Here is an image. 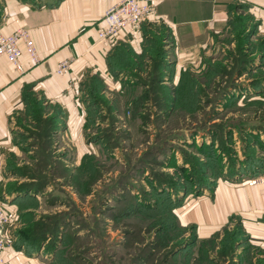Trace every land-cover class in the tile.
<instances>
[{"label":"rangeland","instance_id":"374dc122","mask_svg":"<svg viewBox=\"0 0 264 264\" xmlns=\"http://www.w3.org/2000/svg\"><path fill=\"white\" fill-rule=\"evenodd\" d=\"M254 31L255 27L242 24L207 65L188 68V75L175 83L170 79L174 66L167 56L170 46L167 40L158 39L160 77L153 79L150 69L140 67L142 72L133 79L147 85L146 89L136 86L114 96L118 120L109 116L108 136L102 143L85 137L96 151L84 154L78 169L70 166L72 154L54 151L55 139L42 152L30 146L36 142L40 148V135L55 124L53 106H42V112L33 113L40 119L35 125L28 122V115L17 117L14 125L21 130L14 142L19 152L6 158L10 177L3 189L4 194L42 196L43 209L27 214L25 226L29 235L49 234V255L42 264L264 261V250L244 243L237 221L219 237L195 247L194 231L190 224H181L178 208L190 209V178L196 184L213 186L218 180H228V169L249 168L251 156L264 161V37H253ZM257 82L261 87L253 89ZM106 101L101 100L105 107ZM101 116L100 121L105 115ZM246 131L259 139L245 138ZM100 133L102 128L96 126L93 136ZM63 165L70 168L64 170ZM222 167L226 174L223 171L216 179ZM259 174L254 177H263L264 168ZM254 177L232 182L252 184ZM41 182L46 185L37 188ZM259 184L264 182L254 185ZM9 213L6 231L12 221ZM237 237L241 242L234 245Z\"/></svg>","mask_w":264,"mask_h":264},{"label":"crops","instance_id":"0c3cea01","mask_svg":"<svg viewBox=\"0 0 264 264\" xmlns=\"http://www.w3.org/2000/svg\"><path fill=\"white\" fill-rule=\"evenodd\" d=\"M118 1L0 0L1 31L9 34L25 28L40 58L39 63H34L22 41L19 46L23 74L0 57V198L4 209L12 213L1 264H42L49 255V234L40 231L29 235L25 227L27 214L43 209L42 196L32 192L4 194L3 189L10 177L6 158L19 152L14 136L21 128L14 124L18 116L26 115L33 99L41 106L54 107L56 125L44 138L55 139L54 151L72 154L70 166L78 169L84 154L95 150L90 149L85 137L97 140L93 135L95 127L100 126L101 140L102 135L108 136L109 116L118 120L114 96L136 86L146 89L147 85L133 79L137 75L129 73L140 74V67L157 72L153 57L146 51L155 38L162 36V41L167 40L170 46L167 56L172 57L174 64L170 79L175 83L183 70L207 65L217 49L232 41L242 24L255 27L253 37H264V0H150L156 12L149 21L99 41L96 27L102 24L105 11ZM62 59L70 60V64L66 72L59 74L57 64ZM101 100H107L108 106H103ZM100 115H105L101 116L104 123L98 119ZM28 122L35 125L36 120L30 118ZM37 144L30 146L38 150ZM189 202V210L178 207L179 218L182 225L190 224L193 229L195 247L219 237L225 227L237 221L244 243L264 250V184L222 179L209 192L190 194Z\"/></svg>","mask_w":264,"mask_h":264},{"label":"built area","instance_id":"2783aa9c","mask_svg":"<svg viewBox=\"0 0 264 264\" xmlns=\"http://www.w3.org/2000/svg\"><path fill=\"white\" fill-rule=\"evenodd\" d=\"M155 5L150 0H120L109 7L101 18L102 24L96 27L99 41L112 38L118 31L125 28H134L150 20L155 15ZM22 41L25 51L34 63H39L40 58L28 31L19 27L15 31L5 34L0 29V57H5L16 72L23 74L24 65L21 61L22 50L19 46ZM70 60L62 59L57 64V73L62 74L69 68ZM252 184L263 183L264 176L251 179ZM10 213L4 209L0 198V264L2 263V251L8 243L6 225L9 222Z\"/></svg>","mask_w":264,"mask_h":264},{"label":"trees","instance_id":"16d2710c","mask_svg":"<svg viewBox=\"0 0 264 264\" xmlns=\"http://www.w3.org/2000/svg\"><path fill=\"white\" fill-rule=\"evenodd\" d=\"M158 39H162V36H158L157 38H155L153 41H152V44H153V46H150L149 48H147V52H148V54H149V56H152L153 57V59H154V61H155V64L157 65V72L156 71H151L150 73H151V76H153V79H158L159 77H160V73H159V68H161V50L160 49H157V41H158ZM153 61V62H154ZM187 70H183L182 72L183 73H181V76H180V79H179V81L178 82H180V80H181V78H182V76H185V75H188V73L186 72ZM129 74H133V75H136L137 73H133V72H131V73H129ZM137 75H139V74H137ZM190 76V78L191 79H193L192 77V75L190 74L189 75ZM254 84V88L253 89H258V88H260L261 87V82H257V83H253ZM233 86H236V85H233ZM155 89V88H154ZM231 94V93H230ZM141 99H144L142 96L140 97V100ZM31 102H33L32 104H31V106H29V110L27 111V113H26V115H28V118L29 117H31L32 119H35L36 120V123L37 122H39L40 121V119L38 118V117H34L35 115L33 114V113H36V112H39V111H43V107L39 104V101H37V100H34L33 99V101H31ZM35 123V124H36ZM56 125V124H55ZM55 125H53L52 127H50V124L48 125V130L46 131H44L43 132V134L42 135H40L41 136V139H42V143L40 142V148H39V145H38V151H40V152H42L44 149H48L47 147H48V143L50 144V141L49 140H47L46 138V142L44 141V136H45V134H47L48 132H50V131H52L54 128H55ZM256 127V126H255ZM261 127V126H260ZM262 128V127H261ZM45 129H47V126H46V128ZM45 133V134H44ZM252 132L251 131H246V133H245V138H251L252 136H256L258 139H259V137L257 136V135H255V134H251ZM99 136H101V135H99ZM99 136H97V137H95L97 140L99 139ZM103 137L102 138H107V135H102ZM101 138V137H100ZM101 138V139H102ZM253 138V137H252ZM45 143H47V144H45ZM227 148V147H226ZM245 157L243 158V159H246V155L245 154H243ZM45 157H48L47 155L45 156ZM250 159H251V161H253V164H251V165H248V166H250L249 168H247V169H244V167L243 168H241V167H239V168H236L235 167V171H233V168H230V169H228V172H229V175H226L227 177V179L229 180V181H235V180H237L238 181V179L239 180H241L242 178H245V177H254V176H256V175H258L261 171H262V169L264 168V161L263 160H258L257 158H254V157H250ZM38 164V163H37ZM39 165V164H38ZM143 168V166H140L139 168H138V171H141V169ZM225 172V170H224V168L222 167L221 168V171L219 172V174H217V176H215L216 177V179H218L220 176H221V174H222V172ZM36 173H37V170H36ZM237 174L238 173V175L237 176H239V178H234V177H232L231 175H233V174ZM224 174H226V172L224 173ZM32 178H36L35 176H31ZM30 177V178H31ZM248 179V178H247ZM251 179V178H250ZM190 181L192 182V183H190V194H192V195H200V194H204L206 191L207 192H209V191H211L214 187H215V185H216V182H215V180H214V184H213V186H208V185H206V186H202V184H196V183H194V179L192 178H190ZM41 183H43V182H41ZM192 188V189H191ZM179 205V204H178ZM177 205V206H178ZM176 206V207H177ZM240 232L242 233V229H241V227H240ZM243 234V233H242ZM239 238L237 237V239H235V241H234V245L236 244H239L241 241H239L238 240ZM193 242V240H190V244ZM228 242L229 243H231V240H229L228 239ZM255 264H264V261H257V262H255Z\"/></svg>","mask_w":264,"mask_h":264}]
</instances>
